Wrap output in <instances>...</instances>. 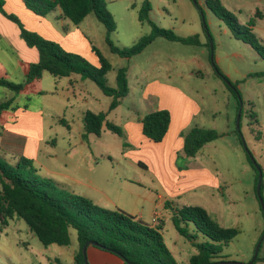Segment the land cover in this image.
Instances as JSON below:
<instances>
[{"label": "rangeland", "instance_id": "1", "mask_svg": "<svg viewBox=\"0 0 264 264\" xmlns=\"http://www.w3.org/2000/svg\"><path fill=\"white\" fill-rule=\"evenodd\" d=\"M145 1L106 0L107 9L117 27L111 35L117 47L129 48L141 37L150 34L151 26L139 21V12ZM149 1L152 8L150 17L159 28L174 30L181 37L198 35L201 45H184L158 38L141 54L130 59L122 58L111 51L106 41L105 26L95 14H90L79 26V31L89 37L83 33L89 50L86 51L79 45L72 44V47L82 54H89L90 51L95 58L97 56L92 50L93 46L103 53L112 65L106 76L107 83L112 88L117 86L119 69L127 68L129 85L136 90V96L128 95L118 110L109 111L112 98L106 96L94 81L83 78L87 90L91 93L89 99L92 101L87 105L83 99L72 100L76 105L75 112L68 113V120L73 126L72 133L62 124H59L58 128L48 130L58 141V164L67 163L76 179H93L95 186L103 188L106 194H103V201H98L101 207L123 210L141 217L148 224H153V218L157 214H163L165 224L162 234L167 246L175 250L177 242V246L192 257L198 252L197 249L179 234L172 221V211L167 209L166 212L162 206L163 199L159 198V194L167 197L169 191L162 190L155 183L153 172L138 163L139 155L144 150L139 152V148L131 144L129 139L125 145L127 116L135 112L136 107L146 111L151 106V103L143 100L144 91L156 92L162 100L166 99L172 103L175 102L172 96H166L164 85L183 92L191 97L199 108L192 126L213 129L221 137L207 144L195 158H177V169L179 167L183 171L189 168L202 170L205 185L194 196L185 197L179 207L201 206L222 226L238 229L239 235L229 243L223 254L230 261L248 264L264 235V213L255 192L256 171L248 160L240 138L244 139L257 163L264 169V77L259 76L264 71V60L250 44L234 36L228 23L214 12L212 6L219 3L232 13L236 19L235 29H252L258 43L264 47V0ZM15 15L21 20V14ZM57 22L61 23V20L58 19ZM68 23L72 29H76L77 26L72 22ZM60 26L58 28H61ZM60 31L65 34L63 29ZM72 47L68 48L72 50ZM85 58L91 62V59ZM96 59L99 62L98 58ZM46 77L45 80L30 84L20 95L2 88L0 102L18 96L17 105H27L33 107V110H38L44 105L45 99L53 97L51 93L45 98L37 94L40 85L50 90L54 87V80H59L51 74ZM232 85L238 86V98L231 90ZM87 110L108 113V119L120 126L125 136L115 135L107 128L103 129L100 136H85L83 113ZM253 113L257 115L258 125H251L254 122ZM254 128L255 133L262 132V139L256 138L252 131ZM81 134H84V138L90 137V142L85 146L78 145L79 152L76 156L68 158L70 140H81ZM127 151L132 153H128L131 156L126 157ZM83 154L88 158L87 163L83 161ZM95 198L100 200L98 198H102V195ZM146 199L147 202L144 201ZM161 221L164 220L158 218L157 225ZM176 238H179V241ZM71 240L72 244L66 247L56 244L44 246L24 220L16 217L9 220L8 225L0 222V264H56V259L62 260L64 264H76L71 257L72 252L78 248L75 229H71ZM204 241L203 236L197 239V242ZM262 245L260 258H264V240ZM184 260L181 264H189V261Z\"/></svg>", "mask_w": 264, "mask_h": 264}, {"label": "trees", "instance_id": "2", "mask_svg": "<svg viewBox=\"0 0 264 264\" xmlns=\"http://www.w3.org/2000/svg\"><path fill=\"white\" fill-rule=\"evenodd\" d=\"M22 1L27 9L41 17H46L60 9L62 17L75 25H79L90 14H95L106 28V41L111 51L126 59L141 54L158 38L180 42L184 45H201L198 35L181 37L174 30L159 28L150 17L152 8L149 0H146L140 9L139 21L151 26L150 34L141 37L131 47L124 49L117 47L111 39V35L117 27L113 16L107 9L106 0ZM4 5L5 0H0V12L18 24L25 43L38 50L39 61L29 66L25 82L15 83L1 78L0 87L19 94L26 85L40 80L45 72L55 78L81 75L83 78L94 81L106 96L112 98L109 111L116 110L121 106L123 100L130 93L127 68L119 69L117 86L116 88L110 87L106 76L111 71L112 65L97 47L93 46L92 50L99 60V66L93 65L80 54L67 51L60 43L26 28L15 14L5 11ZM212 9L228 23L238 40L250 44L264 60V47L258 43L252 29L249 28L246 31L235 29L234 15L219 3L217 6H212ZM259 76L264 77V71ZM231 90L238 98L240 94L238 86L232 85ZM240 105L239 101L238 109H240ZM11 108H18L15 105V98L0 103V117L4 111ZM252 117L254 122L251 125H258L257 115L253 113ZM84 125L85 136L88 134L100 136L103 128H107L120 137L125 136L123 129L111 122L106 112L88 111L84 117ZM170 125L171 112L167 109L157 110L143 118L142 132L150 141L161 143L166 137ZM252 131L255 133L256 129L254 128ZM255 134L258 140L262 139L261 131ZM183 137L185 155L188 158H195L207 144L216 141L221 135L213 129L195 125L184 132ZM240 142L243 146L241 138ZM247 157L256 171L255 192L259 199L257 194L259 171L248 153ZM260 168L264 175V169L261 166ZM0 185V222L3 225H8L9 220L16 217L24 220L31 232L44 246L53 244L70 246L72 243L71 229H75L79 246L75 255L76 264H86L83 250L89 242H94L96 248L121 258L125 264H179L165 242L162 224L153 226L123 210L101 207L85 196L62 189L52 180L42 178L31 159L23 157L19 163L13 165L0 157ZM263 191L264 179L261 191L264 199ZM165 206L172 211V221L179 234L189 240L198 251L191 257L190 264L230 261L223 253L229 243L239 235L238 229L222 226L201 206L175 208L169 202H166ZM200 236L205 238L204 242H197ZM257 262L264 263V258H260L258 255L254 264ZM56 264L64 263L60 259H56Z\"/></svg>", "mask_w": 264, "mask_h": 264}, {"label": "crops", "instance_id": "3", "mask_svg": "<svg viewBox=\"0 0 264 264\" xmlns=\"http://www.w3.org/2000/svg\"><path fill=\"white\" fill-rule=\"evenodd\" d=\"M4 9L9 14H21V20L26 28L41 34L47 39L60 43L67 51L70 50L68 47H72V44L79 45L80 48L86 51L89 50L87 42L83 37L84 32L81 33L79 31V26L90 15L79 25L74 24L77 27L76 29H72L69 25L70 23H68L71 21L62 17L60 9L55 10L46 17H41L27 9L22 0H5ZM58 19L61 20V23L57 22ZM59 26L61 28H58ZM61 29L64 30L65 34L63 32L61 33ZM84 35L87 36L85 33ZM87 38L89 37L87 36ZM74 49L72 47V50L69 52L82 54V52ZM91 54L89 51V54L82 55L91 59L90 61L94 65L99 66L97 57L95 58V55ZM38 61V50L29 47L22 39L18 25L10 21L0 12V79L3 78L15 83H23L26 80L29 66ZM47 74L49 73L45 72L40 80H45ZM64 79L67 81H64ZM84 82L86 81L81 75H73L71 77L59 78V80L55 79L53 83L54 87L50 88V90H46L47 88L40 85L37 94L45 98L51 93L53 97L51 99H45L43 101L44 105H41L38 110H33V107L27 105H22V107L17 105L16 101L18 96L9 98L8 100L15 98V105L18 108L6 110L0 117V157L13 165L19 163L23 157L31 159L41 177L52 180L62 189L88 197L100 205L98 201H103V194H106V192L103 188L95 186L93 179L87 178L85 181L76 179L70 172L71 170H69L67 163L58 164L60 160V156L56 151L58 141L53 138V134L48 132V130L58 128V125L62 124L69 133H72L73 126L68 120V113H73L76 109V105L72 100L74 98L79 100L83 99L87 105L92 101L89 99L91 93L87 90ZM29 85H26L22 92L27 90ZM129 87V96H136V90H133L130 85ZM2 88L4 87H0V90ZM163 89L166 96H172L173 102L175 103L166 99L162 100L160 96H157L156 92L148 93V90L147 92L144 91L142 96L143 100L151 103V106L146 111L136 107L135 112L127 116L125 128L127 131V144L129 139L131 144L139 148V152L144 150L139 155L138 163L153 172L152 174L156 178L155 183L162 190L169 191L167 197L159 194V198L163 199L162 206L167 212L166 202L171 203L175 208L179 207V203L185 197H188V195L194 196L205 185L203 183L204 179H202L204 177L202 176V170L195 171L189 168L187 171H183L181 168L178 167L177 169L176 167L178 157H187L184 153L183 133L188 131L194 124L199 108L190 99L191 97L183 92H179L166 85H164ZM162 109H167L171 112V125L164 140L161 143H154L143 135L142 120L147 114ZM87 111H84V113ZM84 113L83 115H85ZM81 135L82 139L77 142H74L72 139L70 140V146L67 149L68 158L72 159L76 156L75 154L79 152L77 149L78 145L85 146L90 142V137L84 138V134ZM133 137H135V140H133ZM128 153L132 154L127 151L125 154L126 157L131 156ZM83 161L88 162L86 155L83 156ZM100 194L102 198H98L100 200H97L95 196L98 197ZM144 201L147 202V199ZM138 218L141 219V217ZM158 218L164 220L160 222V224L164 225L165 216L161 214V216L158 215ZM151 225L157 226V222H153ZM176 240L179 241V238H176ZM78 248L72 252L71 257L74 262ZM169 249L179 264L184 259L185 262L189 261L190 264L191 256H188L183 248L178 247L177 242H175V250ZM87 257L90 264H125L121 258L92 245L87 249Z\"/></svg>", "mask_w": 264, "mask_h": 264}, {"label": "water", "instance_id": "4", "mask_svg": "<svg viewBox=\"0 0 264 264\" xmlns=\"http://www.w3.org/2000/svg\"><path fill=\"white\" fill-rule=\"evenodd\" d=\"M239 118H240V113H239ZM242 144H243V147L245 148L246 152L250 156V159L253 162L254 166L259 171V183H258V187H257V194H258V197H259V200H260V203H261L263 212H264V199H263L262 193H261V191H262V183H263V179H264L263 171L260 168L259 164L257 163V161H256L255 157L253 156L252 152L248 149V147H247L244 139L242 140ZM263 240H264V235L260 239L259 243L256 246L255 253H254V257H253L252 261L250 263H248V264H254V262L257 260L258 255H259V252H260L261 245L263 243ZM90 245L96 246V243L89 242V243H87L84 246L83 253H84L85 263L86 264H90L89 261H88V257H87V249H88V247ZM212 264H245V263H240V262H236V261H220V262H216V263H212Z\"/></svg>", "mask_w": 264, "mask_h": 264}, {"label": "built area", "instance_id": "5", "mask_svg": "<svg viewBox=\"0 0 264 264\" xmlns=\"http://www.w3.org/2000/svg\"><path fill=\"white\" fill-rule=\"evenodd\" d=\"M157 219H158V215H156V217L154 218V223L157 222Z\"/></svg>", "mask_w": 264, "mask_h": 264}]
</instances>
